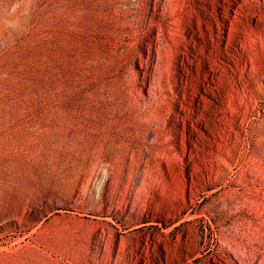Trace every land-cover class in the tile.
I'll return each mask as SVG.
<instances>
[{
    "label": "rangeland",
    "instance_id": "rangeland-1",
    "mask_svg": "<svg viewBox=\"0 0 264 264\" xmlns=\"http://www.w3.org/2000/svg\"><path fill=\"white\" fill-rule=\"evenodd\" d=\"M0 264H264V0H0Z\"/></svg>",
    "mask_w": 264,
    "mask_h": 264
},
{
    "label": "bare ground",
    "instance_id": "bare-ground-1",
    "mask_svg": "<svg viewBox=\"0 0 264 264\" xmlns=\"http://www.w3.org/2000/svg\"><path fill=\"white\" fill-rule=\"evenodd\" d=\"M193 25H194V20H192V27H195ZM72 222L73 223L70 224L69 226L74 231H82L84 229V224L82 222L81 223H78L76 220H73Z\"/></svg>",
    "mask_w": 264,
    "mask_h": 264
}]
</instances>
